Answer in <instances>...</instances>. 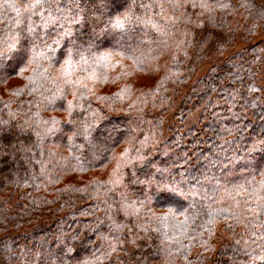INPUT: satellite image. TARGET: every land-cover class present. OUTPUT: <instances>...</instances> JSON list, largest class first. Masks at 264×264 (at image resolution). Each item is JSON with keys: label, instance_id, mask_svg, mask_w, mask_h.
I'll list each match as a JSON object with an SVG mask.
<instances>
[{"label": "trees", "instance_id": "16d2710c", "mask_svg": "<svg viewBox=\"0 0 264 264\" xmlns=\"http://www.w3.org/2000/svg\"><path fill=\"white\" fill-rule=\"evenodd\" d=\"M35 3L0 0V264H264V44L228 55L264 0Z\"/></svg>", "mask_w": 264, "mask_h": 264}, {"label": "rangeland", "instance_id": "374dc122", "mask_svg": "<svg viewBox=\"0 0 264 264\" xmlns=\"http://www.w3.org/2000/svg\"><path fill=\"white\" fill-rule=\"evenodd\" d=\"M233 0H231L232 2ZM249 22L245 20V15L243 13V10H241V12H234L231 15L229 24H228V29L232 32H235V36L232 40H230L228 42V55H232L236 52H238L239 50H242L247 43L249 44H255L258 42H261L264 44V31L260 28L261 26L264 25H260L258 24V28H256L255 30V35L251 36L250 34L253 33L254 31V25L251 24V27H249ZM263 60H264V54L262 55ZM210 58L207 59L200 65L198 66L199 68L196 70L195 72V78L197 77H201L204 76L208 70V68L210 67L211 63H210ZM262 69V71L264 72V63L263 65L260 67ZM264 76V75H263ZM263 77L261 78V83L263 82ZM171 115L170 112L168 114H166L163 118L165 126L167 125L168 127H172L174 126V122L171 120ZM193 119H191L192 121ZM10 192H8L7 194L0 196V199H9V195ZM18 201V195H14V202ZM46 214H42L40 216H44ZM49 220V217H44L43 218V222H46ZM31 227H26L23 228L22 231L23 232H28L30 231ZM218 232L216 235V245L220 246L223 245L225 243H227L229 241V237L227 236V234L223 233V229H222V225H218L217 226Z\"/></svg>", "mask_w": 264, "mask_h": 264}, {"label": "snow or ice", "instance_id": "6c2138e0", "mask_svg": "<svg viewBox=\"0 0 264 264\" xmlns=\"http://www.w3.org/2000/svg\"><path fill=\"white\" fill-rule=\"evenodd\" d=\"M41 2V0H36V3L34 5H32L31 7H36L37 5H39ZM116 26L119 27L120 26V22L116 21ZM10 47H14V45L10 46Z\"/></svg>", "mask_w": 264, "mask_h": 264}]
</instances>
